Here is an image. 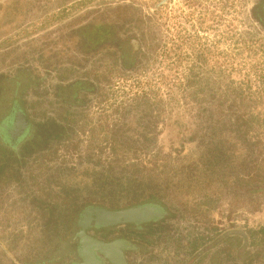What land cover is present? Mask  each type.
<instances>
[{
    "label": "rangeland",
    "instance_id": "rangeland-1",
    "mask_svg": "<svg viewBox=\"0 0 264 264\" xmlns=\"http://www.w3.org/2000/svg\"><path fill=\"white\" fill-rule=\"evenodd\" d=\"M248 1L51 0L24 27L19 26L14 15L15 5L0 10V39L12 34L0 42V76L7 75L1 81L3 85L0 84V121L18 97L33 119L45 121L51 116L58 124L72 128L64 136L62 132L57 135L54 151L37 153L20 169L9 168L0 176V264L16 262L17 254L33 245L46 249L38 239L39 226H45L55 217L61 225L60 217L68 206L64 200L71 198L68 193L87 185L85 182L62 184L61 177L54 175L57 170L86 161L101 166L107 173L142 174L152 163L147 154L153 156L154 151L160 162L157 168H162L164 174L174 170V178L178 177V183L172 185L176 192L171 195L191 229V239L201 234L193 243L196 252H190L192 242L191 248L184 247L183 242L189 239L177 243L172 240L176 249L183 252L179 255L181 264L212 261L215 249L222 251V262H236L235 235L239 234L246 236L248 244H264V198L233 196L237 184H264V37L251 31L246 14ZM111 2H129L146 12L149 22L143 34L148 36L147 50L135 71L122 73L117 69L116 58L97 54L87 67H80L82 58L74 56L77 51L71 47L70 39L41 38L77 12ZM155 6H159L158 11ZM160 22L166 30L164 35L169 36L162 42L167 47L162 54L157 53L161 44L155 46ZM65 34L68 33L64 29L57 31V35ZM47 53L62 61L42 84L50 92L28 90L16 95L14 90L29 80L28 76L21 78L18 71L27 66L42 71V61H46L45 55H50ZM62 53L66 60L75 57L77 63L63 61ZM111 68L118 73H110ZM81 77L97 85L93 98L80 110L63 107L53 86ZM52 83L55 84L51 86ZM204 120H209L207 131L202 127ZM112 125L120 128L116 127L112 133ZM142 127L155 133L157 142L153 149L144 148L138 141ZM202 138L207 148L218 150L221 155L206 165L230 172L233 194L226 193L228 189L221 183H206L200 158L197 159L200 163L195 161L181 169L182 162L189 163L196 157L197 154L189 151L196 142L198 147ZM241 169L247 172L240 174ZM192 172L194 178H190ZM90 175L91 172H83L78 180H90L93 178ZM113 178L115 186L121 187L123 176ZM166 179L162 181H170ZM100 182L98 187L106 188L100 191L99 195L106 194L100 200L107 205L121 207L138 199L134 194L118 192L121 189H111L112 183L108 181ZM21 187H27L29 196L22 194ZM227 232L230 233L225 235ZM222 235L225 237L217 243ZM209 246L210 250L191 262Z\"/></svg>",
    "mask_w": 264,
    "mask_h": 264
},
{
    "label": "flooded vegetation",
    "instance_id": "flooded-vegetation-1",
    "mask_svg": "<svg viewBox=\"0 0 264 264\" xmlns=\"http://www.w3.org/2000/svg\"><path fill=\"white\" fill-rule=\"evenodd\" d=\"M50 1L51 0H0V10H2L4 6L8 7L15 5L16 9L14 15L19 19V26L24 27L32 21L31 18H36L41 10L47 8ZM162 5L163 4H160V6ZM158 8L155 6L157 11L159 10ZM143 11L145 10L137 8L135 4L129 2L94 4L86 9V11L81 10L69 19L60 22L55 28L51 29L48 34L45 33L42 35L41 38L45 39V41L49 40L48 38L51 36H60L59 38H62V35H57V31L64 29V31L68 33L72 30L71 28L73 25L79 29L81 37H84L86 35L84 34L86 26H92L91 37H88L87 43L85 42V44H83V46L77 51V54L74 55L78 59L82 58L80 61L81 64L79 63L80 67H87L89 65L88 62L97 54L99 57L106 56L111 59L116 58L118 62L117 69L120 70V72H132L138 68L140 65L139 63H141L140 60L147 50L148 36L143 34V32L149 21L145 18L146 12L144 13ZM246 14L247 20L251 25L252 33L264 37V0H249ZM158 25L156 28L158 34L155 36V46L157 45L158 48L161 44L157 53L161 51L160 53L162 54L164 53L163 48H167L166 45H162V42L165 37L168 40L169 36L164 35L166 30L161 22L158 23ZM11 36L12 34L3 37L0 39V42ZM172 37L173 36H171V38ZM175 38L177 39V37ZM193 45L195 48L199 47V49H201V46ZM202 52H200V54H202ZM161 54L159 55L160 60L162 59ZM203 55H201L200 58H202ZM77 68H79V66ZM111 69L112 71H109L110 73L116 71L114 68ZM116 72L118 73V71ZM54 84L52 83L51 86ZM60 85L62 87V93L58 94L57 98L60 99L62 106L78 110L85 107L86 104L91 101L93 98L91 95L94 94L97 89V85H95L92 80L83 77L72 80L71 82L69 81L64 85ZM33 86L34 85L30 86V91L34 93L35 90H38L36 92H39V88L37 89ZM40 87V93L50 92V89L46 91L42 86ZM133 115L134 111L132 112V116ZM129 116L127 117L126 115L127 118H129ZM30 117L32 133L28 137V140L26 141L27 143L23 142L17 151L19 153L18 160L20 159V163L18 162L19 169L27 159L33 158L37 153L48 152L50 149L54 151L56 148L54 140L59 138L57 135L62 132V136H64L72 131L70 126H66L63 123L58 124V122H56L51 116L45 121L35 120L31 115ZM127 118L126 122L129 124ZM209 120H204L202 124L205 131L209 128L207 125ZM40 124L44 125L46 131L43 132L39 129L38 125ZM116 127L115 125H112V133H115ZM118 128L120 127H117V129ZM139 134L140 139L138 141L144 146V148L148 150L153 149L152 147H154L157 142L155 133L146 127H142ZM199 143L198 147L196 146L198 143H194L189 151V153L197 154L196 157L189 163L182 162L181 169H186L189 164H192L195 161L197 162V159L200 158L203 160L204 165H202V167H200V164L198 165L203 170V174L206 177V183H221V186L225 185L224 188L228 189V191L225 190L226 193L233 194L234 183L233 178L230 176V172L228 174V170L226 169H218L214 166L209 168V165H206L209 162L221 158L219 151H213L210 147L207 148L204 138H202ZM25 145H28L29 147H25ZM152 154L154 155L151 156L147 154L148 159H150L152 163L147 166L145 172L142 174H133L134 172L128 171L121 174L123 173L122 171L117 172L114 171L115 169L113 170L114 172L107 173V171L103 170L101 166L86 161L75 164L74 167L65 166L66 168L62 167L61 170H57L54 175L61 177L60 181L62 184L70 185L74 182H85L87 185L77 191L74 190L73 192L68 193L71 198H69V200H64L68 206L67 210L62 212V216L60 217L65 219L64 221H61V225L56 221L57 219L55 217L53 220L51 218L45 226H39L37 231L38 239L40 244L42 243L43 246L47 247L46 249L42 250L39 246L34 245L32 247H27L17 254L16 262H5L4 264H79L81 258L78 250L80 248L81 239L79 237L75 238V223L76 217L83 207L97 205L116 210L146 202L161 204L166 208L168 214L159 221L143 224L140 227L129 224L120 225L111 229H89L88 234L105 242L119 240L129 241L133 246L130 249L124 250L125 259L128 264H179L181 262L179 255H183V252H179L178 249H176L174 241L177 243L178 240L179 242H183L185 239H189L187 243L183 242L184 247L188 249L189 247L191 248V242L192 244H195L201 234H196L191 239V229L183 220V214L175 203L174 197L171 195V192H176L175 188H172V185L178 183V177L174 178V170L173 173L172 171H169L167 174H164L161 170L162 168L159 166L157 168V164L160 163L157 162L159 161L158 154H156L155 151ZM198 163L200 162L198 161ZM16 166L17 165L15 164V167ZM176 167L178 166L176 165L175 168ZM83 172H91L93 176H90L93 178H90V180L87 178L78 180L79 177L83 175ZM238 172L244 174L247 171L241 169ZM119 176H123L121 187L115 186L116 181L113 178H119ZM192 176L194 178V172L190 174V178ZM164 178H167L166 180L170 181H162ZM104 180L112 183L109 186L111 189H114L115 191L121 189V191L118 192H123L124 195L126 193L134 194L138 196V199L121 207L107 205L100 200L101 197H105L106 194L99 195L100 191H103L106 188L103 187L100 189V186L98 187L100 183H104L100 181ZM93 181L96 182V184H88L91 182L93 183ZM136 182L139 184H135ZM168 186L171 188H168ZM20 191L26 197L29 196L27 187H21ZM234 195L237 198H249L250 200L264 198V184H237L233 196ZM240 227L242 226L239 225L238 228ZM225 231L226 229L222 232ZM262 231H264V228H262ZM235 236H237L235 240L237 243V263L226 262V260L222 262V251L215 249V251L213 250L215 254V257L213 258L220 261L221 263L219 264H264V244L251 245L246 243V247L243 251L245 256H240V250L245 244L247 238L244 234ZM193 247L190 249V252L192 250L195 251V245ZM240 257L245 259H241ZM104 264L111 263L108 260H105ZM205 264H207V262Z\"/></svg>",
    "mask_w": 264,
    "mask_h": 264
},
{
    "label": "water",
    "instance_id": "water-1",
    "mask_svg": "<svg viewBox=\"0 0 264 264\" xmlns=\"http://www.w3.org/2000/svg\"><path fill=\"white\" fill-rule=\"evenodd\" d=\"M32 123L27 111L16 97L9 113L0 121V138L10 148L17 150L20 145L31 135ZM168 214L165 207L159 203L146 202L135 204L121 209H109L97 205L83 207L76 217L75 238H80L79 264H104L108 260L111 264H128L124 250L133 245L129 241L105 242L88 234L89 229H111L120 225H134L140 227L143 224L159 221ZM227 232L225 235H228ZM217 239V243L225 237ZM246 247V242L240 250V256ZM211 246L202 249L192 261L200 256ZM190 263V262H189Z\"/></svg>",
    "mask_w": 264,
    "mask_h": 264
},
{
    "label": "trees",
    "instance_id": "trees-1",
    "mask_svg": "<svg viewBox=\"0 0 264 264\" xmlns=\"http://www.w3.org/2000/svg\"><path fill=\"white\" fill-rule=\"evenodd\" d=\"M91 28H92V26L87 25L86 26V29H85V32H84V34H86V35L84 37H81V35H80L81 32L79 31V29L75 25H73L72 28H71L72 30H70L67 35L65 34V36L62 37V41L65 40L66 38L67 39H70L72 41L71 42V47L74 49V51H78L83 46V44H85V42L87 43L88 37L89 38L91 37V35H92V29ZM55 31H53V32H55ZM55 51L56 52H59V50H55ZM47 54H50V53H47ZM45 57H46V59H45L46 61H44V59L42 61L43 62V66H44V68H43L42 71H38L37 72L36 70H32L31 68H29V66H27L26 68L20 69L18 71L21 74L20 75L21 78L22 77H25V76H28L29 77V80L27 79L26 84H24V86H22V88H18L16 90H14V92H15L16 95L19 94L21 96L26 91L31 90L30 89V86L31 85H34L33 87H35L37 89L39 88V91H40L41 90V87L40 86H42L43 82L50 77L51 70L57 64L62 63V61H60V59L56 58L54 56V54H52V55L50 54L48 56L45 55ZM48 59H50V62L48 61ZM62 59H65L63 61H66V62H71L72 61V62H76L77 63V59L75 57L66 60V57L63 55V53H62ZM23 70H28V71L27 72L26 71L23 72ZM6 77H7V75H4V74L0 76V84H2L1 81L3 79L5 80ZM43 89H45V88H43ZM53 89H54V93H55V95L57 97H58V94L62 93V87H60V85L53 86ZM35 91H38V90H35ZM1 111L4 112V110H1ZM38 126H39V129L42 130L43 132L46 131L44 129L45 127H44L43 124H40ZM27 140H28V138L24 142L27 143L26 142ZM25 147H29V146L28 145L27 146L25 145ZM18 150H19V148L17 150H14V149L8 147L3 142L2 138H0V173H2V174H0V176L3 175V174H5V172L7 170H9V168L12 169L13 167H15V164L17 166H19L18 165V161L20 159L18 160V158H19V153L17 152ZM1 153H2V156H1ZM3 154L5 155L4 158H3ZM19 163H20V161H19ZM65 210H67V208ZM64 220L65 219H62V221H64Z\"/></svg>",
    "mask_w": 264,
    "mask_h": 264
},
{
    "label": "crops",
    "instance_id": "crops-1",
    "mask_svg": "<svg viewBox=\"0 0 264 264\" xmlns=\"http://www.w3.org/2000/svg\"><path fill=\"white\" fill-rule=\"evenodd\" d=\"M245 256V255H244ZM241 258V257H240ZM241 259H245V258H241ZM181 263H183V262H180L179 264H181ZM219 263H221L220 261H218V260H208V262H207V264H219ZM234 263H237V262H234ZM185 264V263H184Z\"/></svg>",
    "mask_w": 264,
    "mask_h": 264
}]
</instances>
